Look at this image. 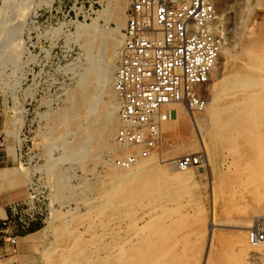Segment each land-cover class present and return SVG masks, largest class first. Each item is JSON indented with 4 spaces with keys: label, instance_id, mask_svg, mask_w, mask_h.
I'll list each match as a JSON object with an SVG mask.
<instances>
[{
    "label": "rangeland",
    "instance_id": "374dc122",
    "mask_svg": "<svg viewBox=\"0 0 264 264\" xmlns=\"http://www.w3.org/2000/svg\"><path fill=\"white\" fill-rule=\"evenodd\" d=\"M120 1L125 14L127 1ZM115 2L0 0V133L21 154L19 163L8 165L18 164L17 173L0 175V202L5 201L8 211L9 201L26 194V183L34 177L45 189L50 208L40 230L29 239V250L22 255L20 250L12 253L9 249L15 263H102L101 259L92 261L87 246L98 237L93 232L99 234L112 222L109 216L115 207L106 204L104 192L110 184L105 175L111 155L118 150L98 157L90 147L85 156L70 158L64 151L76 145L77 136L62 131V116L70 111L71 98L80 91L89 68L86 42L91 35L85 29L94 24L95 37L104 40L101 32L107 35L116 27ZM217 9L224 15L228 51L219 54L217 69L206 85L207 108L191 111L183 106L179 117L163 123L153 167L158 173L169 171L174 157L195 151H202L203 161L190 167L193 180L172 181L159 174L152 182L160 181L157 189L138 195L141 204L131 200L135 230L145 231L147 219L164 224L159 233L162 239L156 235L154 253L139 264H264V253L241 249L248 242L249 227L264 223V0H217ZM121 42L106 38L112 53L106 66L111 78ZM90 82L96 85L93 79ZM248 106V131H238L231 114ZM112 117L117 118L116 112ZM63 218L70 223L66 232L59 230ZM125 248L126 244L121 251Z\"/></svg>",
    "mask_w": 264,
    "mask_h": 264
},
{
    "label": "built area",
    "instance_id": "2783aa9c",
    "mask_svg": "<svg viewBox=\"0 0 264 264\" xmlns=\"http://www.w3.org/2000/svg\"><path fill=\"white\" fill-rule=\"evenodd\" d=\"M122 42L112 74L119 124L112 155L117 167L128 169L158 153L162 125L175 115L176 104L191 111L207 104L206 85L224 41L217 0H126ZM203 161L202 151L182 153L172 165L187 168ZM48 196L34 177L26 194L8 203L0 217V240L18 251L19 231L45 220ZM247 240H264V223L249 227Z\"/></svg>",
    "mask_w": 264,
    "mask_h": 264
},
{
    "label": "bare ground",
    "instance_id": "6f19581e",
    "mask_svg": "<svg viewBox=\"0 0 264 264\" xmlns=\"http://www.w3.org/2000/svg\"><path fill=\"white\" fill-rule=\"evenodd\" d=\"M110 3H112V2H110ZM114 4H115V8L117 9V14L114 16V19L116 21V27L113 28L107 35H105L101 32L102 36L105 37L104 40L98 41L99 39L97 40V38L95 37L98 33H97V28L94 26V24L92 26L86 27V29H85V32L88 35L89 34L91 35V39L88 42H86V50L88 52L87 54H89V55L86 54L88 56L87 58L89 61V68H88L86 74L84 75V77H82V79L80 81V91L77 94L75 93L74 97L72 95L73 98H71V99H74V102L72 103V106L70 107V111L67 112L64 116H62L63 117V123H65V126H64L62 131H65V130L73 131V132H75V134L77 136L76 141H75L76 145H73V146L71 145L69 148L68 147L66 148L67 150L64 151V152L67 151L66 152L67 156H69L70 158L74 154L76 155L75 158H79V156H81V155H82V157L85 156L88 153V149L90 147L93 148V150L96 152V155H98V157H100L99 155H101L100 153H102V152H109V153L112 152L113 153V152L121 149L116 144V142L114 141V138L112 137L113 130L116 129V127L118 126L119 120H118V118L112 117L113 113L116 112L117 102H116L114 90L112 88V78L109 76V74L106 70L107 64H109L110 61L112 60V53H109L110 49L108 46H106V38L108 36L113 37L117 41L120 42L122 40L121 28L123 27L124 21H125V14H123L122 2L120 0H116V2ZM222 14L223 13H219L221 24L224 26L225 20H224V15H222ZM223 28L224 27H222V30H223ZM223 37H224V30H223ZM224 41L222 43L220 53H222V52L226 53V51H228L227 47L226 46L224 47ZM93 48L94 49L98 48V50L97 51L95 50L96 52H92ZM245 50L250 55V46H247L245 48ZM103 51H106L105 57H104L105 53ZM245 55L247 56V54H245ZM218 58H219V56H218ZM218 58H217L215 64L213 65V67L211 69L209 80L212 79V76L215 73V70L217 69ZM258 59H259V56H258ZM243 61L244 60H242V63H243ZM259 62L261 64L262 60ZM261 67H262V65L258 64V68L261 69ZM255 68H257V66ZM92 79L96 82V85H93L90 82ZM238 89H240V88H238ZM247 94H250V93H247ZM104 95H105V98H103ZM240 101H242V100H240ZM99 103H101V104L99 105ZM207 104H208V101H207ZM207 104L203 110H205L207 108ZM233 104H234V102H233ZM227 105L225 108H224L225 105L222 106V108L223 109L228 108L229 105L228 106ZM235 106H236V104H235ZM175 107H176V113H175L176 117H174V115H171L170 118H168L167 120L164 121V123H167L169 120L176 119L177 117L180 116L179 112H180V110H183V105L176 104ZM227 110L229 111L230 109H227ZM216 112H217V110H216ZM231 118H233V120L235 121V125H234L235 129H237L238 131H242V132L248 131V127H249L248 123L250 121V106L235 109V111L231 114ZM59 120H61V119H59ZM252 120L254 121L255 118ZM230 121H231V119H230ZM57 122H58V120H57ZM225 122H226V120H225ZM71 125H76L77 129L76 130L72 129ZM82 125H83V127H81ZM249 132H250V130H249ZM49 133H50V131H49ZM60 136H62V135L60 134ZM57 141H59V140H57ZM62 146H64V145H62ZM49 148H50V146H49ZM155 160H156V158H155V155L153 154V155H150L149 157L141 160L140 162L135 164L133 167L128 168V169L117 167L113 163L107 164L108 169L106 171L105 181H107L106 183H109L110 186L107 188V191L104 192L105 193V200L108 202V203H106V204H108L107 206L110 205L111 207H115V210L111 209L114 211V212L112 211L113 213H111L109 216V220H111L112 222L108 221L105 225L103 224L104 229L102 230V232H100L101 234L100 233L99 234L94 233V232L92 233L94 236H98L97 238L91 239V241L89 242V245L87 246L88 247L87 253H88V256L92 258V261L96 262V260H97V262H98V260L101 259V261H102L101 264H139L140 260L145 259V258L149 257L151 255V253H154L152 251L155 250L154 246H155V242H156V235L158 234L157 237H159V239H162V236L161 235L159 236V233L163 231L164 228L162 225H164V224H162V225L157 224L155 222V220L153 221L152 219H147L146 220L147 222H144V226L146 227L145 231L135 230L137 228V227L135 228V223H137V221H136V217L133 215L134 213L132 214L133 207H131V202L136 201V204H141L139 202V199L137 198L138 195L141 196V195H146L149 193L151 194V192H153L155 189H157L155 186L160 181L156 182V185L153 183L156 181L155 179L157 176H159V174L165 176V178H168L169 180H172V181H178V180L179 181H187V180L191 179V177H192V175L189 172L190 167L177 168V167L172 165L173 167L171 166L172 167L171 170L166 171L163 169L160 173H158L157 172L158 170H156V167H153V162ZM105 163H107V162H105ZM49 166H51V165H49ZM191 180H193V179H191ZM157 186H159V185H157ZM134 198L136 200L131 201ZM134 205H135V203H134ZM89 206H92V205L90 204ZM103 209H105V208L103 207ZM125 216H126V218H125ZM123 217L125 218V220ZM115 219H117V221H115ZM131 221H134V222H131ZM69 225H70L69 221L67 219L63 218V221H62L61 225L59 226L60 227L59 230L61 232H66L67 229L69 228ZM78 233H77V235H78ZM77 235L75 237H77ZM80 236H78V238ZM78 238H76V239L78 240ZM96 239H98V240L96 241ZM244 239H246V237H244ZM77 240H75V242ZM162 241H164V239ZM242 241H244V240H242ZM74 243H71V244L74 245ZM240 243H242V242H240ZM125 244L127 245L128 249L126 250V248H125L126 251L123 250V252H122L121 246H123ZM75 246H76V244H75ZM71 247H72V245H71ZM160 248L161 247H159V249ZM83 249H87L86 246ZM241 249L244 250L245 253H248V252H250L251 249H253L259 255H262L264 253V240L261 241L260 243L256 244V245H252L248 242H245V243H243ZM81 252H83V251H81ZM63 253H65V252H63ZM68 253H70V252H68ZM164 253H166V252H164ZM80 254H83V253H80ZM162 255H164V254H162ZM170 255H171V253H170ZM67 256H68V254H67ZM67 256H64V258ZM164 256H167V255H164ZM160 258H161V256H160ZM160 258L159 259L157 258V259L161 260ZM154 259L155 258H153V260ZM157 259H156V262L158 261ZM64 260H66V259H64ZM64 260H62V262ZM66 262H68V261H66ZM66 262L64 261L63 263L65 264ZM149 262H148V264H149ZM158 262H160V261H158ZM160 263H162V262H160ZM70 264H71V262H70ZM86 264H88V263H86ZM153 264H156V263H153Z\"/></svg>",
    "mask_w": 264,
    "mask_h": 264
},
{
    "label": "crops",
    "instance_id": "0c3cea01",
    "mask_svg": "<svg viewBox=\"0 0 264 264\" xmlns=\"http://www.w3.org/2000/svg\"><path fill=\"white\" fill-rule=\"evenodd\" d=\"M20 151L17 152L16 147L12 144L11 141L7 140L5 135L0 133V175L8 176L11 173L18 172V164L8 166L9 164H13L15 161L18 163L21 161ZM21 182V181H20ZM25 195V194H24ZM24 195L22 197H24ZM21 194L16 195L14 199L22 198ZM1 199V198H0ZM12 200V199H11ZM0 217H3L7 214V209L4 206L5 201L0 202ZM38 222H34L31 225L35 227ZM40 228H35L33 230H25L24 232L18 233L17 244H18V252L21 251L20 254H25L32 245L28 242L29 239L38 231ZM9 244L6 241L0 240V264H19L15 263L16 258H13L9 252Z\"/></svg>",
    "mask_w": 264,
    "mask_h": 264
},
{
    "label": "trees",
    "instance_id": "16d2710c",
    "mask_svg": "<svg viewBox=\"0 0 264 264\" xmlns=\"http://www.w3.org/2000/svg\"><path fill=\"white\" fill-rule=\"evenodd\" d=\"M40 223L38 222V224L35 226V227H33V225H30L28 228H27V230L28 231H30V230H33V229H35V228H38L40 225H39Z\"/></svg>",
    "mask_w": 264,
    "mask_h": 264
}]
</instances>
